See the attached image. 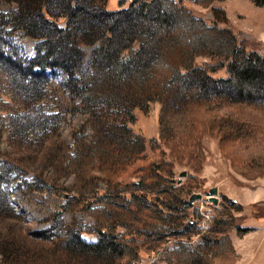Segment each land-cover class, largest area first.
<instances>
[{
	"label": "rangeland",
	"instance_id": "rangeland-1",
	"mask_svg": "<svg viewBox=\"0 0 264 264\" xmlns=\"http://www.w3.org/2000/svg\"><path fill=\"white\" fill-rule=\"evenodd\" d=\"M145 1L150 0L95 1V5L102 3L106 10L121 14L110 17V23L115 21L118 25L117 37L121 31L138 29L128 43L120 44L119 58L129 59L126 45L145 49L166 39L153 31V15L147 19L136 13ZM176 1H182L208 24L231 29L237 44H244L248 55H264V0ZM16 7L13 0H0V12ZM132 7L135 13L122 14ZM216 7L222 10L219 18ZM59 22L64 24L65 19L59 18ZM145 26L148 33L143 31ZM7 28L5 48L34 56L39 39L22 28ZM77 40L82 51L74 68L76 78L70 80L61 67H46L48 79L42 97L28 98L21 109L28 113L27 119L21 116L25 125L17 127V121H12V125L2 126L1 151H11L12 156H21L23 162H28L23 165L28 170L25 172L18 164L6 162L7 193L15 211L1 217L8 227L6 232H0L2 263L118 264L115 245L97 246L108 235L133 247L141 246L131 264H236L240 254L234 240L238 238L248 243L251 258H261L251 259L248 264H264V232L253 230L264 219V174L259 175L254 167H248L250 175L240 172L216 137H203L204 162L200 172H195L186 160L174 162L173 185L165 178L158 184L135 182L128 186L109 180L106 168L111 164L110 157L123 151L117 150L119 144L114 136L118 125L126 124L130 129H124L127 138L142 136L145 151L152 154L153 146L160 143L161 116L184 112L188 95L192 97L189 100L202 99L204 95H193V87L182 92V84L174 82L176 78L168 90H157V96L148 101L137 93L131 98L130 91L136 84L133 76L120 78V66L115 72L98 56L103 40L95 33L79 35ZM236 58L237 53L225 56L204 49L195 52L194 66L206 68L215 77H227L229 63ZM101 62L103 69L109 70L107 74H99ZM180 68L183 73L187 70ZM259 69L258 80L264 78V65ZM251 95L248 102L253 104L231 102L212 94L210 107L227 111L234 123L238 119L247 121L253 138L250 152L259 153L264 150V109L259 108L258 99H264V93L259 86ZM1 163L5 160L0 159ZM183 170L187 174L178 182ZM194 172L197 179L191 180L189 175ZM140 178L135 173L130 180ZM192 181L193 186H189ZM212 186L219 188L218 203L210 197ZM194 192L203 195L190 203ZM140 216L141 225L151 229V234L134 232L135 219ZM34 230L37 237L30 234ZM223 232L231 239V249L228 240L219 243L225 238ZM255 233L260 238L254 243L249 236ZM77 235L87 245L70 243L69 238ZM25 241H30L28 251L23 249Z\"/></svg>",
	"mask_w": 264,
	"mask_h": 264
},
{
	"label": "trees",
	"instance_id": "trees-1",
	"mask_svg": "<svg viewBox=\"0 0 264 264\" xmlns=\"http://www.w3.org/2000/svg\"><path fill=\"white\" fill-rule=\"evenodd\" d=\"M13 1L17 4L15 9L0 12V72L2 75L0 77V133L3 131L2 126L12 125V121H17V127L25 125L21 116L27 119L28 113L26 109L25 112L21 109L28 98L42 97L41 94L48 79L45 73L46 67H61L68 72L70 80L76 78L74 68L80 61L82 51L77 37L95 33L98 39L103 40L100 46L102 50L98 54L102 62L106 60L111 70L115 72L120 66V72L123 73L120 78L133 76V83L136 84L130 91L131 98L137 93L148 101L157 96V90L166 91L174 82H177V85L182 84V92L193 87L196 89L193 95L198 93L204 95L202 99L192 100H189L192 97L188 95L185 97L184 112L161 116L160 143L153 146L152 154L145 151V140L142 136L135 135L127 138L124 129L129 128L126 124H122L121 127L118 125L114 136L119 144L117 150L120 148L123 151L116 150V157H110L111 164L106 168V176L109 180L128 186L135 182L158 184L165 178L168 181L171 180L169 185H173L174 162L186 160L197 173L202 169L204 162L202 141L205 135L218 139L220 146L233 159V165L243 174L250 175L248 167L258 169L259 175L264 174V150L259 153L255 150L250 152L249 146L252 145L253 138L250 135L252 131L249 123L240 119H238L239 122L234 123L227 111L210 107L213 103L212 94L220 98L222 96L231 102L250 103L248 101L252 100L251 94L255 88L260 86L264 93V78L258 80L259 66L264 65V55H248L245 52V45L237 44L231 29L208 24L204 18L195 16L182 1H145L140 4V12L136 7V13L147 19L149 14L153 15L151 18L153 31L158 32L160 36H166V39L161 44L145 49L135 50L134 47L126 45L129 47L130 57L124 60L119 58L120 44L124 43L122 41L128 43L138 29L129 28L121 31L117 37L118 25L115 21L110 23V17L115 13L106 10L102 3L100 6L95 5L96 0ZM217 8H215V14L219 18L222 10ZM134 10L135 8L132 7L122 14L130 15L132 11L135 13ZM59 18H64L65 23L61 24ZM8 26L12 29L22 28L26 33L39 39L34 56H24L14 48L10 50L5 48L7 40L4 32L9 29ZM143 31L148 33L146 26ZM204 49L225 56L237 53V58L229 63V76L215 77L206 68L194 66L195 52ZM102 62L98 72L104 75L109 70L103 69L105 67L102 66ZM184 63L186 66L183 65ZM180 66L187 70L183 73ZM110 77L112 78V75ZM99 87L102 86L99 85ZM258 102L259 108L264 109V99H258ZM0 159L5 160V163L0 164V232H6L8 227L3 224L2 218L12 215L15 211L7 193L6 162L18 164L20 168H24V172L28 170L23 165L28 162H23L21 156H12L11 151H1V148ZM195 172L189 175L191 180L197 179ZM135 173L141 175V180H130L131 175ZM193 184L192 181L188 185L193 186ZM238 205L240 207L241 204ZM135 220L137 221L135 228L132 225L129 226L134 228L135 233L141 235L152 233L151 229L141 225V216ZM17 227L22 231L20 229L22 226ZM242 232L239 231V233ZM30 234L37 237L35 230ZM15 235L21 238L23 236L16 232ZM223 235L225 238L219 243L228 240V246L231 249L233 244L229 235L226 232H223ZM69 240L74 245L76 243L81 246L87 245L78 235L72 236ZM102 244L116 246L119 251L116 255L118 264H131L141 249V246L133 247L125 240H116L108 235H104L97 242V246ZM23 249L24 251L30 249V241H25ZM237 257H239L238 253ZM0 264H3L1 260Z\"/></svg>",
	"mask_w": 264,
	"mask_h": 264
},
{
	"label": "crops",
	"instance_id": "crops-1",
	"mask_svg": "<svg viewBox=\"0 0 264 264\" xmlns=\"http://www.w3.org/2000/svg\"><path fill=\"white\" fill-rule=\"evenodd\" d=\"M253 230H256V233L264 232V219L261 220L260 223L254 225ZM256 233L253 236H249V238L253 239L254 243L256 240H258L260 238V236H259L260 234H256ZM234 245L238 249L239 254H240V258L236 261V264H248L251 261V259L252 260L261 259V258H257V257L251 258L250 253H248V251H247V248H250V247H249L248 243H246V241H243L242 239L238 238L237 240H234Z\"/></svg>",
	"mask_w": 264,
	"mask_h": 264
},
{
	"label": "water",
	"instance_id": "water-1",
	"mask_svg": "<svg viewBox=\"0 0 264 264\" xmlns=\"http://www.w3.org/2000/svg\"><path fill=\"white\" fill-rule=\"evenodd\" d=\"M187 174V171L186 170H183L179 173V178H178V182H181L182 181V177L184 175ZM209 192H210V197L211 199L213 200L214 203H218V192H219V188L218 186H212L210 189H209ZM202 193L201 192H194L192 193V195L190 196V203H193L194 200L196 199H199L202 197Z\"/></svg>",
	"mask_w": 264,
	"mask_h": 264
}]
</instances>
